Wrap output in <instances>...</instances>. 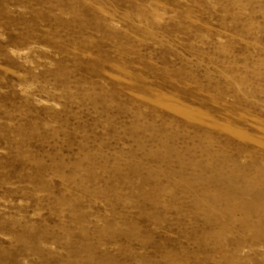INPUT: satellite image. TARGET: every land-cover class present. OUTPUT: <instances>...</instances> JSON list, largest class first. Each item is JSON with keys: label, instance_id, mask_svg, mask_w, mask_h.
<instances>
[{"label": "rangeland", "instance_id": "374dc122", "mask_svg": "<svg viewBox=\"0 0 264 264\" xmlns=\"http://www.w3.org/2000/svg\"><path fill=\"white\" fill-rule=\"evenodd\" d=\"M0 264H264V0H0Z\"/></svg>", "mask_w": 264, "mask_h": 264}]
</instances>
